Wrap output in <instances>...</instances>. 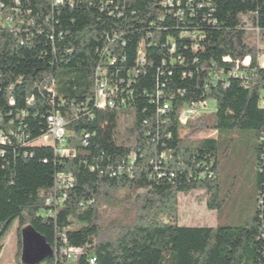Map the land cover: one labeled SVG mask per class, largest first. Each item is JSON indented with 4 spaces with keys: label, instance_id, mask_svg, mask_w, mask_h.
Returning <instances> with one entry per match:
<instances>
[{
    "label": "trees",
    "instance_id": "obj_1",
    "mask_svg": "<svg viewBox=\"0 0 264 264\" xmlns=\"http://www.w3.org/2000/svg\"><path fill=\"white\" fill-rule=\"evenodd\" d=\"M164 2L0 0V133L8 137L0 143V242L17 221V255L29 225L52 252L34 264H90L91 258L94 264L264 263V67L256 62L264 60V48L250 43L241 21L242 15L251 17L263 39L264 0ZM182 31L197 32V39L180 37ZM246 56L254 69L247 85L235 77L226 79L228 85L213 80V73L228 74ZM97 66L116 86L113 108L94 103ZM162 84L158 104L170 98L172 107L168 121L156 123L154 99ZM207 99L216 103L212 125L206 114L186 126L178 123L182 105ZM55 112L67 121V147L75 149L74 156L36 144ZM126 114L131 126L121 132ZM207 129L216 138L200 137ZM224 131L254 133V214L239 226H180V193L204 191L209 210L221 207L217 152ZM131 152L132 177L126 168L112 175ZM161 152L169 157L166 164L158 163ZM207 167L213 176L200 178ZM159 171L166 176L158 177ZM59 172L74 181L53 217L45 212L55 208L48 200L56 196ZM125 191L133 199L130 219L106 222ZM67 247L81 250L75 260L61 252Z\"/></svg>",
    "mask_w": 264,
    "mask_h": 264
},
{
    "label": "rangeland",
    "instance_id": "obj_2",
    "mask_svg": "<svg viewBox=\"0 0 264 264\" xmlns=\"http://www.w3.org/2000/svg\"><path fill=\"white\" fill-rule=\"evenodd\" d=\"M249 41L256 43V36L249 34ZM264 92L260 91L263 96ZM216 103L206 100V113L209 125L214 123ZM205 115V114H204ZM202 116V115H201ZM132 122L130 114L123 115L120 121V131L129 129ZM186 131L183 134H185ZM200 137L217 136L216 131L207 129ZM255 136L252 131H224L220 133V147L217 152V174L220 183V198L223 200L219 210H209L206 206L207 195L204 191L193 190L180 193L177 197L178 224L187 227L239 226L249 220L256 208L255 197ZM144 192L143 189L136 193ZM127 192L120 193V204L112 214L106 216V222L111 217L119 218L121 223L129 220L132 215V201L126 199ZM17 229L15 221L1 240L0 264H33L47 255L50 247L44 238L29 225L22 229V251L17 255Z\"/></svg>",
    "mask_w": 264,
    "mask_h": 264
},
{
    "label": "built area",
    "instance_id": "obj_3",
    "mask_svg": "<svg viewBox=\"0 0 264 264\" xmlns=\"http://www.w3.org/2000/svg\"><path fill=\"white\" fill-rule=\"evenodd\" d=\"M55 4H59L61 0H54ZM164 6H172L173 2L172 0H165ZM178 5V3H177ZM2 5L0 4V8ZM1 14V13H0ZM178 15H182V12L179 11L177 13ZM2 21V18L0 16V23ZM243 28L247 31L248 34L252 33L256 36V46L258 49L264 48V38L262 39V33L259 29V27L255 26L252 24L251 17L248 15H242L241 18ZM180 37H190L192 39H197V32H187V31H182L180 33ZM199 38V37H198ZM174 45H172L171 49H169L170 53L174 52ZM137 63L142 64L144 62V54H143V49L141 47L137 50ZM114 61V59L111 60V63ZM224 62L231 61L229 57H224L223 58ZM257 65L264 67V60H256ZM172 63V62H171ZM251 57L246 56L242 60H237L234 68L229 71L227 74L224 72V70H220L219 72L213 73L212 78L215 81H224L223 83L225 85H228L226 82V79L228 77H235L239 78L243 81L245 85H247L248 78L249 76L251 77L253 75L254 69H251ZM104 72L101 70L100 66H97L96 69V79H95V89H94V103L96 107L104 109V108H113L116 106V100H117V91H116V86H113L108 82L106 77L103 74ZM162 85H157L156 89V94L154 99L157 104L159 103V97L162 96L163 90L161 89ZM48 92L53 93L52 87L48 88ZM264 92V91H263ZM118 100H120L121 104L124 105V99L121 97ZM260 106L264 108V94L261 96L260 99ZM171 101L170 98L164 99L161 104H158L156 108V112L154 114L155 116V121L156 123L162 122L165 123L168 121L169 117L168 114L171 110ZM206 109V100H201V101H196V102H191L189 104H184L182 105L178 110H177V121L181 126H186V124L194 119L195 117L201 116L206 114L205 110ZM47 123H48V129L46 133L41 135L37 141L36 144L38 146H52L53 150L56 154L60 156H65V157H70L75 155V149L67 147V136H68V130H67V121L66 119L60 115L58 112H55L53 114H50L47 116ZM183 133V132H182ZM217 133V132H216ZM147 136H149V140H152L154 138L151 137L150 131L146 133ZM171 133L168 132L167 136H170ZM88 134L85 135V138H88ZM205 137H210L209 135ZM215 138V137H212ZM8 142V137L4 135L3 133H0V143L1 144H6ZM83 144H86V141L83 140ZM2 154V151L0 152ZM136 155L134 152H131L128 156V158L123 161L120 165L114 169L112 172V175H120L123 173V168H126L125 174L129 177H132V166L134 164ZM168 155H166L164 152H161L158 158V163L161 164H166L168 162ZM262 159H264V154ZM203 161H199V164H201ZM212 164V162H210ZM198 164V165H199ZM210 164V165H211ZM158 170V167L156 168ZM158 177H164L166 176V173L159 171L157 174ZM173 176L172 173H170V177ZM213 176V172L207 169L204 172H200L199 177L204 178L208 177L211 178ZM74 181L73 176L70 173H57L55 175V181H54V192L56 193V196L53 200H48V204L54 203L55 208L54 209H49L48 211L45 212L46 215L50 216H55L57 213L56 208L60 206L63 201L66 198V191L67 189L72 186ZM264 200V193L262 194L261 197V204H263ZM263 233H264V219H263ZM61 252L66 255L68 260H75L76 257L79 255L81 250L76 247H67V248H62ZM90 264H94V259L89 260Z\"/></svg>",
    "mask_w": 264,
    "mask_h": 264
},
{
    "label": "water",
    "instance_id": "obj_4",
    "mask_svg": "<svg viewBox=\"0 0 264 264\" xmlns=\"http://www.w3.org/2000/svg\"><path fill=\"white\" fill-rule=\"evenodd\" d=\"M47 255H52L51 249H50V251H49V253H48ZM47 255H45V256H47ZM45 256H44V257H45ZM44 257H42V258H44ZM42 258H40L39 260H41ZM39 260H38V261H39ZM38 261H37V262H38ZM35 263H36V262H35ZM33 264H34V263H33ZM263 264H264V263H263Z\"/></svg>",
    "mask_w": 264,
    "mask_h": 264
}]
</instances>
